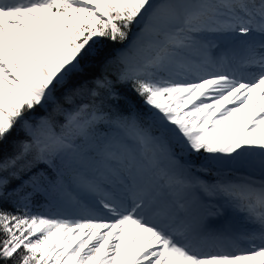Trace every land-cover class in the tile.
Masks as SVG:
<instances>
[{"label":"snow or ice","instance_id":"6c2138e0","mask_svg":"<svg viewBox=\"0 0 264 264\" xmlns=\"http://www.w3.org/2000/svg\"><path fill=\"white\" fill-rule=\"evenodd\" d=\"M0 264H264V0H0Z\"/></svg>","mask_w":264,"mask_h":264},{"label":"rangeland","instance_id":"374dc122","mask_svg":"<svg viewBox=\"0 0 264 264\" xmlns=\"http://www.w3.org/2000/svg\"><path fill=\"white\" fill-rule=\"evenodd\" d=\"M217 168L221 169V170H225V169H228V165H217L216 166Z\"/></svg>","mask_w":264,"mask_h":264},{"label":"trees","instance_id":"16d2710c","mask_svg":"<svg viewBox=\"0 0 264 264\" xmlns=\"http://www.w3.org/2000/svg\"><path fill=\"white\" fill-rule=\"evenodd\" d=\"M115 47H116V48H119V47H121V45H115Z\"/></svg>","mask_w":264,"mask_h":264}]
</instances>
